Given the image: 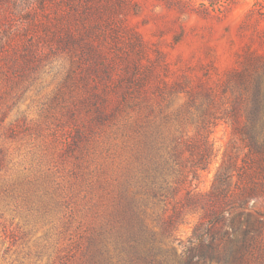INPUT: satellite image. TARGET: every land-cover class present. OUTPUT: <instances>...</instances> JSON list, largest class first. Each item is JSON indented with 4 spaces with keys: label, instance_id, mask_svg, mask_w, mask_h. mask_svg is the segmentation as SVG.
Wrapping results in <instances>:
<instances>
[{
    "label": "rangeland",
    "instance_id": "374dc122",
    "mask_svg": "<svg viewBox=\"0 0 264 264\" xmlns=\"http://www.w3.org/2000/svg\"><path fill=\"white\" fill-rule=\"evenodd\" d=\"M107 2L0 0V264L86 259L90 235L106 215L100 180L122 162L120 117L92 121L104 97V111H181L187 97L169 93L175 80L203 77L218 89L245 49L264 55V0H128L115 11ZM116 23L122 36L113 34ZM130 33L147 41V56L132 49ZM150 59L157 71L152 84L163 92L150 91V106L127 108L126 76ZM261 86L264 93V73ZM221 95L231 104V89ZM159 122L168 132L171 123ZM80 129L88 133L78 146ZM212 139L217 156L203 189L218 171L238 180L248 152L224 120ZM257 208L264 213L263 198ZM191 220L185 238L198 216Z\"/></svg>",
    "mask_w": 264,
    "mask_h": 264
},
{
    "label": "trees",
    "instance_id": "16d2710c",
    "mask_svg": "<svg viewBox=\"0 0 264 264\" xmlns=\"http://www.w3.org/2000/svg\"><path fill=\"white\" fill-rule=\"evenodd\" d=\"M107 1L115 11L128 0ZM118 29L113 34L122 36ZM130 35L132 49L147 56V41ZM241 56V65L225 71L218 89L207 87L203 77L184 74L175 80L169 93L187 97L181 111H104L106 97L95 105L92 121L121 119L122 162L117 173L100 180L106 215L90 235L82 264H264V213L257 208L264 199V55L245 49ZM155 78L152 59L134 63L124 81V106L148 104L152 89L163 92L160 83L152 84ZM229 89L234 96L228 105L221 93ZM160 119L171 123L168 132ZM223 120L248 152L238 180L234 172L218 171L203 189V174L217 156L212 135ZM76 133L80 146L88 132ZM194 216L198 220L185 238L183 228Z\"/></svg>",
    "mask_w": 264,
    "mask_h": 264
}]
</instances>
